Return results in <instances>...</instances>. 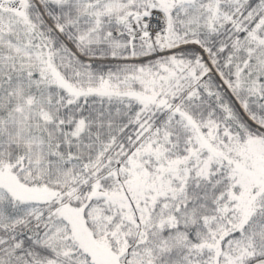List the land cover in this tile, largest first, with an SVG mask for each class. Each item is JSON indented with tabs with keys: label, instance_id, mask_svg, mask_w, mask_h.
<instances>
[{
	"label": "snow or ice",
	"instance_id": "snow-or-ice-1",
	"mask_svg": "<svg viewBox=\"0 0 264 264\" xmlns=\"http://www.w3.org/2000/svg\"><path fill=\"white\" fill-rule=\"evenodd\" d=\"M0 264H264V0H0Z\"/></svg>",
	"mask_w": 264,
	"mask_h": 264
}]
</instances>
